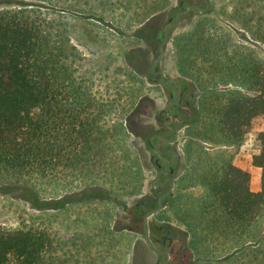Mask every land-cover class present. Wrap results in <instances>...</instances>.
<instances>
[{
  "label": "trees",
  "instance_id": "trees-1",
  "mask_svg": "<svg viewBox=\"0 0 264 264\" xmlns=\"http://www.w3.org/2000/svg\"><path fill=\"white\" fill-rule=\"evenodd\" d=\"M206 13L196 14L191 27L173 38L174 28L169 30L179 81L188 91L189 80H193L199 91L198 106L189 98L178 122L180 127H200L202 141L239 146L253 122L264 120V60ZM229 18L247 26L237 10ZM257 19L259 26L247 31L264 43V14ZM143 30L135 37L141 38ZM62 37L30 9L0 11V175L18 177L28 185L30 202L38 210H63L70 204L102 200L118 204L117 192L108 193L107 198L93 191L73 195L68 185L62 188L70 193L62 198L42 200L33 182L61 174L78 176L101 166L120 175L118 181L123 182L127 174L119 170L133 161L131 135L139 136L142 129L135 118L148 100L142 85L119 86L113 97L107 92L97 94L87 78L79 75L76 48ZM186 110L192 112L191 117ZM156 118L163 128L162 118ZM160 130H150L144 139L146 149L157 141ZM187 133L190 138L184 153L189 162L194 146L200 144L192 130ZM257 141L259 151L252 164L260 170L258 191L251 189L249 172L235 165L226 151L216 155L200 152L202 172L194 177L191 168L181 175L178 191L168 197L166 208L171 217L167 219L174 224L157 227L198 251L232 239L245 244L254 238L253 229L264 213V131L258 133ZM194 181L201 184L200 192L186 193ZM151 198L142 201L146 209L155 205ZM118 230L110 233L122 237ZM263 240H256L255 264H264V247H259ZM60 248L61 239L48 221H29L16 228L0 226V264H56Z\"/></svg>",
  "mask_w": 264,
  "mask_h": 264
},
{
  "label": "rangeland",
  "instance_id": "rangeland-1",
  "mask_svg": "<svg viewBox=\"0 0 264 264\" xmlns=\"http://www.w3.org/2000/svg\"><path fill=\"white\" fill-rule=\"evenodd\" d=\"M209 1L210 8L206 17L218 21L225 31L238 36L243 42L242 45L252 49L256 57L264 60V43L247 31L248 27L255 29L259 26L257 16L264 14V0ZM169 3L166 0H0V11L30 9L44 18L53 32H61L63 40L76 48L79 75L87 78V83L97 94L107 92L113 97L119 86L126 88L129 85L135 88L142 85V91L148 97V100L143 102L142 113L135 118V123L142 128L140 135H131V140H134L137 148H131L130 158H133V161L137 158L139 162H125L126 166L122 165L119 172L123 170L124 175L127 174L123 182L119 183L120 175L108 172L105 166L95 167L90 172H79L78 176L61 174L33 181L42 200L62 198L70 193H66L62 188L68 185L74 189L73 195L78 191H93L99 193L101 198H107L108 193L117 192L118 204L102 200L70 204L63 210H38L30 202L31 190L28 185L22 183L18 177L0 175V226L16 228L29 221H48L61 239L56 264H148L155 258L154 253L144 244L140 221H135L130 212L137 202L149 199L158 192L152 188L156 171L150 162L152 151L145 148L144 139L151 135L150 130L162 129L156 117L159 111L165 109L170 93V87L166 88L159 81L149 79L151 63L159 48L160 32L165 24L167 11L171 8ZM236 10L244 16L243 20L247 26H242L240 20L229 18V13L234 14ZM197 16L193 13L175 27L171 31L172 38L189 29ZM141 27H145L143 36L135 37ZM172 38L168 40L159 68L165 77L180 80L182 78L176 67ZM189 83L185 97L192 100L193 106H198L197 85L193 80H189ZM186 111L187 117H191L192 112ZM199 129L198 126L180 129L179 140L174 147L181 157L179 166L184 167L181 175L189 173L191 168L194 177L202 172V164L197 158L200 152L216 155L226 151L235 165L249 172L251 189L258 191L260 170L253 166L252 158L259 151L257 135L264 131V120L254 121L242 144L232 147L202 141ZM188 130L196 134L193 138L201 145L194 146V154L189 162L186 161L184 153L186 142L190 138ZM180 168L179 171L182 169ZM132 176L134 177L131 178ZM173 183L172 193H176L179 189L178 181L173 180ZM201 187V184L194 181L186 193L198 194ZM133 190L135 191L132 192ZM116 214L118 220L115 221ZM168 217H171V211L166 208L150 217L149 221H158L163 226L174 224ZM113 229H124L127 233L135 231L131 233V243H128L123 235L120 237L111 234ZM101 231L103 233H97ZM253 233L255 237L247 240L245 244L232 239L225 245H211L200 251L191 248L193 253L188 262L255 264L253 255L258 250V246H255L256 240L264 238V213L257 221ZM187 240H191L190 236ZM134 242L137 246L134 250L135 260H132L134 254L131 246ZM259 247H264V240ZM246 252L249 255L245 257L243 253ZM231 255L234 257L226 258Z\"/></svg>",
  "mask_w": 264,
  "mask_h": 264
},
{
  "label": "flooded vegetation",
  "instance_id": "flooded-vegetation-1",
  "mask_svg": "<svg viewBox=\"0 0 264 264\" xmlns=\"http://www.w3.org/2000/svg\"><path fill=\"white\" fill-rule=\"evenodd\" d=\"M191 7L187 10L188 7ZM210 8V1L209 0H176L175 5L172 6L167 11V15L165 18V24L162 28V37H160V44L162 42V39L164 37V28L168 24V22H171V25L168 27V33L169 30L172 28H175L179 26L185 19L189 18L193 13L196 14H203L206 13ZM199 9L202 10V12H199ZM170 38V33H169ZM169 40V39H168ZM168 43V42H167ZM167 45V44H166ZM159 53V48L156 51L155 58L157 57ZM158 70L161 71V73L158 72ZM158 72V73H156ZM149 75L152 80H158V77L163 75V80L167 81L170 79L169 77H165L164 72L159 68V65L154 67V72H151V67L149 70ZM176 81V89H173V82L170 81L168 85H163L166 88L170 87V93L169 98L173 100V102L170 104L169 107H165V109L158 112V116L162 118V124L163 128L160 130L161 135L158 137L157 141L152 145L151 151L152 154L150 155V162L152 167L156 171V175L162 170V172L159 174L158 177L155 178L153 181V189H155L156 194L153 195L151 198L155 201V205L151 208H155L159 204V200L163 194L168 192L170 188V183L166 179H170L173 183L172 176H175L179 171V164H180V154L175 149L174 145L176 143L170 144L167 141L163 140L164 138L172 139L174 137V125H179L178 122V115L181 113L182 109L185 107V105L188 104V99H186V86H182L181 82L178 79L173 78ZM177 110V111H176ZM157 123H159V119L156 118ZM180 126V125H179ZM181 129V127H180ZM180 134V133H179ZM162 139V140H160ZM149 140V139H148ZM175 152V153H174ZM181 169V168H180ZM174 188V183H173ZM172 194V192L161 199V201H167V198ZM148 202V201H147ZM166 206V205H165ZM160 211L163 210V208ZM135 207H137L135 209ZM147 206L144 205L142 201L137 202L131 209V216L135 221H140V232L143 237L144 244L146 247L155 255V258L152 262L148 264H191L188 260L191 259V254L193 251L187 247V244L184 245L182 242L174 236L173 233H170L162 228H159L157 226H163L158 221L152 222L149 221L150 217L155 216L156 214L151 215L148 218L147 226H148V236L151 241V243L156 248V251L149 246L147 241L144 238V232H143V218L146 212H148L151 209H146ZM131 233L135 231H129ZM136 243L134 242L132 245L134 254V258L132 260H135V253L134 250L136 248ZM132 254V255H133Z\"/></svg>",
  "mask_w": 264,
  "mask_h": 264
},
{
  "label": "water",
  "instance_id": "water-1",
  "mask_svg": "<svg viewBox=\"0 0 264 264\" xmlns=\"http://www.w3.org/2000/svg\"><path fill=\"white\" fill-rule=\"evenodd\" d=\"M190 8H191V7L189 6V7L187 8V10L190 9ZM199 12L201 13L202 10L199 9ZM170 25H171V22L169 21L168 24H167V25L165 26V28H164V37H163L162 42H161L160 47H159V53H158L157 57H156V58L152 61V63H151V72H152V73L154 72V67L160 64V62L162 61V58H163V56H164L165 48H166V44H167L168 39H169L168 27H169ZM158 72L161 73L160 70H158ZM158 72H156V73H158ZM161 74H162V73H161ZM158 80H159V82H160L162 85H168V83H169L170 81H172V82H173V89H174V90L176 89V81H175L173 78H170V79H168L167 81H164V80H163V75H162V76L158 77ZM172 102H173V100L170 99V100L168 101V103H167V107H169L170 104H171ZM174 131H175V132H174V137H173L172 139L164 138L163 140L167 141V142L170 143V144L176 143V142L179 140L180 126H179V125H174ZM160 140H162V139H160ZM174 153H175V152H174ZM161 172H162V170L156 175V177H158L159 174H160ZM156 177H155V178H156ZM166 180H168V182L170 183V188H169L168 192H166L165 194H163V195L161 196V198H160V200H159V204H158V206L155 207V208H153V209H151V210H149L148 212H146V214L144 215V218H143V232H144V238H145V240L147 241V243L149 244V246H151L155 251H156V248H155L154 245L151 243V241H150V239H149V236H148V226H147V221H148V218H149L151 215L158 213V212L162 209V207H164V206L167 204V201H161V199H162L163 197L168 196V195L172 192V190H173V183L171 182L170 179H166Z\"/></svg>",
  "mask_w": 264,
  "mask_h": 264
},
{
  "label": "crops",
  "instance_id": "crops-1",
  "mask_svg": "<svg viewBox=\"0 0 264 264\" xmlns=\"http://www.w3.org/2000/svg\"><path fill=\"white\" fill-rule=\"evenodd\" d=\"M167 1V3H169V7H172V6H174L175 5V3H174V0H166ZM180 161H181V158H180ZM182 169L175 175V176H173V180L176 182V179L182 174V172L184 171V167H181ZM145 176V175H144ZM176 177V178H175ZM154 180H155V178H154ZM166 206H167V204H166ZM166 206H165V208H163V209H166ZM119 232H122V234H123V237L125 238V239H127L128 240V243H131V237H132V235H131V232H129V233H127V232H125V230L124 229H119L118 230ZM126 240V241H127ZM132 247V246H131Z\"/></svg>",
  "mask_w": 264,
  "mask_h": 264
}]
</instances>
